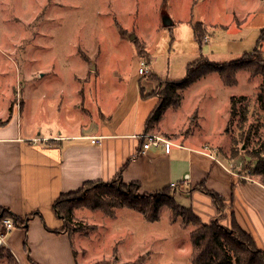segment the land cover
Segmentation results:
<instances>
[{
  "label": "rangeland",
  "instance_id": "374dc122",
  "mask_svg": "<svg viewBox=\"0 0 264 264\" xmlns=\"http://www.w3.org/2000/svg\"><path fill=\"white\" fill-rule=\"evenodd\" d=\"M201 20L208 28L204 33L208 41L203 40L200 47L193 24ZM262 28L264 0H0V122L18 113L25 100L24 123L33 118L36 127L75 123L78 112L69 108L67 95L71 92L73 101L78 99L76 89L86 82L103 88L104 98L119 104L122 116L140 78L146 81L151 77L150 72L139 73L141 58L149 61L150 57L147 51L141 54L137 50L136 40L142 49V43L146 44L159 73L181 78L188 63L198 57L196 51L209 61L239 57L254 49ZM262 43L264 53V39ZM166 79L159 78L152 93L163 87ZM262 80L261 75L248 77L246 70H241L237 83L227 86L245 95L244 99L237 96L227 135L219 136L215 144L222 156L238 160L241 169L251 174L256 164L253 153L264 150V106L258 101ZM59 96L63 98L60 111ZM193 97L188 90L185 112L190 110ZM218 123L219 117L211 116L203 125L211 128ZM184 125L187 128L177 134L190 132L193 120ZM154 128L149 132L157 133ZM123 207L143 214L128 206L109 210L83 203L73 206L66 227L79 262L121 264L142 254L146 256L143 264H192L189 231L198 226L196 223L183 227L181 217L173 220L167 206L162 207L160 216L167 208L171 221L180 226H165V216L157 224L123 215L115 221ZM0 264H17L3 244Z\"/></svg>",
  "mask_w": 264,
  "mask_h": 264
},
{
  "label": "crops",
  "instance_id": "0c3cea01",
  "mask_svg": "<svg viewBox=\"0 0 264 264\" xmlns=\"http://www.w3.org/2000/svg\"><path fill=\"white\" fill-rule=\"evenodd\" d=\"M142 44L150 60L139 57L146 61L151 77L146 81L140 78L122 116L119 104L115 106L104 98L103 88L86 82L76 89L80 93L78 99L73 101L71 92L67 95L69 108L78 112L75 123L36 127L34 118L31 123H24L25 100L18 113L0 122V210L7 208L22 220L29 218L26 226H14L1 241L17 264H82L77 259L72 235L54 230L60 229L64 221L57 216L53 203L60 194L75 191L86 181H109L118 173L125 182H139L140 191L147 193L178 181L180 186L171 188V192L180 205L191 208L205 223L217 220L229 228L235 219L251 235L255 246L264 251V175L242 170L238 160L222 156L215 145L219 136L227 135L231 97L245 94L230 90L227 86L231 85L225 84L216 71L200 77L182 90L181 104L168 107L153 129L171 143L150 147L142 153L140 134L146 133V120L158 100L157 95L150 93L159 78L178 79L159 73L150 50ZM196 54L195 59L201 55L207 59L202 52ZM210 82L217 84L214 87ZM141 88L145 95L149 94L142 96ZM188 90H192L194 97L190 110L185 112ZM58 98L59 110L63 98ZM211 116L219 117V123L209 128L203 124ZM189 119L193 120L191 131L177 134ZM185 174L189 177L184 181ZM200 184L223 197L221 210L206 191L197 187ZM121 215L151 222L126 207L118 209L113 219L116 221ZM163 216L165 226L178 225L171 221L167 208H163L159 220L151 223H159ZM27 240L28 247H21V242Z\"/></svg>",
  "mask_w": 264,
  "mask_h": 264
},
{
  "label": "trees",
  "instance_id": "16d2710c",
  "mask_svg": "<svg viewBox=\"0 0 264 264\" xmlns=\"http://www.w3.org/2000/svg\"><path fill=\"white\" fill-rule=\"evenodd\" d=\"M193 31L194 37L201 47L205 37L203 23L200 21L195 22ZM263 39L264 28L261 29L257 45L253 50L244 52L241 56L225 62H212L201 55L198 59L188 63L186 74L183 77L166 79L162 85L163 87L160 86L159 90L150 93L157 95L158 100L146 120L145 132H149L150 129L159 124L168 107H177L181 104L183 98L182 90L209 72H218L223 82L227 85H235L237 83V73L241 70L248 71L250 77L261 75L263 80L259 85L258 101L261 106H264ZM136 47L141 54H146L137 40ZM140 90L141 95L144 97L149 94L145 95L142 88ZM240 98L244 99V95H241ZM236 101L237 96H232V114H234ZM253 155L256 158L253 174L264 175V150L261 153L256 151ZM197 187L203 189L211 196L219 210L224 207L223 197L220 194L207 189L203 184ZM171 188V186H166L156 192H141L139 182H125L121 173H118L109 181H86L76 191L60 194L55 199L53 203L54 210L57 216L63 219L64 223L60 229L54 230L57 232L67 231L68 216L71 214L75 204L83 203L87 206L105 208L107 210L117 206H128L143 213L149 221L158 220L162 207L167 206L170 208L171 214H173V220L176 217H181L180 223L183 227H187L190 222L198 225L190 230L192 264H264V251L255 246L251 235L245 232L235 219H233L230 228L221 225L217 220L205 223L191 208L180 205L175 200ZM77 192H80V197L77 196ZM74 198L79 201L74 203L73 201H76ZM68 200L71 201L66 204ZM71 202L73 203L71 204ZM35 214L39 215L36 212ZM8 216L14 220L16 226H26L25 224L29 219L26 217L22 220L7 208L0 210V221ZM24 244L26 247V241ZM145 259L146 256L141 254L133 261L121 264H143Z\"/></svg>",
  "mask_w": 264,
  "mask_h": 264
},
{
  "label": "built area",
  "instance_id": "2783aa9c",
  "mask_svg": "<svg viewBox=\"0 0 264 264\" xmlns=\"http://www.w3.org/2000/svg\"><path fill=\"white\" fill-rule=\"evenodd\" d=\"M147 63L145 60L141 61V66L139 67V73L145 74L147 73ZM140 137L142 139L141 143V152L144 153L148 148L150 147H161L163 144H170V140L166 139L160 134L154 133V132H146L140 134ZM96 140V137L92 138V141L94 142ZM189 177L188 174H185L183 177V180L185 181ZM170 186L172 188H178L180 186L178 181L171 182ZM14 226H16L14 220L11 217H5L0 222V244L2 243V239L8 231H10Z\"/></svg>",
  "mask_w": 264,
  "mask_h": 264
},
{
  "label": "water",
  "instance_id": "95a60500",
  "mask_svg": "<svg viewBox=\"0 0 264 264\" xmlns=\"http://www.w3.org/2000/svg\"><path fill=\"white\" fill-rule=\"evenodd\" d=\"M167 22H169V20H166Z\"/></svg>",
  "mask_w": 264,
  "mask_h": 264
}]
</instances>
